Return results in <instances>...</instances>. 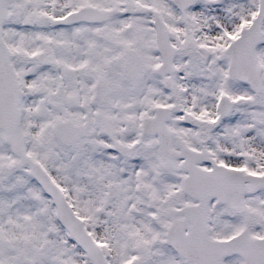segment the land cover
I'll return each instance as SVG.
<instances>
[{"label":"snow or ice","instance_id":"snow-or-ice-1","mask_svg":"<svg viewBox=\"0 0 264 264\" xmlns=\"http://www.w3.org/2000/svg\"><path fill=\"white\" fill-rule=\"evenodd\" d=\"M0 264H264V0H0Z\"/></svg>","mask_w":264,"mask_h":264}]
</instances>
